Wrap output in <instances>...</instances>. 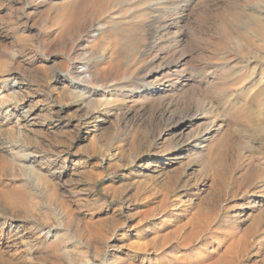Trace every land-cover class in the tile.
<instances>
[{
	"label": "rangeland",
	"instance_id": "obj_1",
	"mask_svg": "<svg viewBox=\"0 0 264 264\" xmlns=\"http://www.w3.org/2000/svg\"><path fill=\"white\" fill-rule=\"evenodd\" d=\"M259 11L0 0V264H264Z\"/></svg>",
	"mask_w": 264,
	"mask_h": 264
},
{
	"label": "bare ground",
	"instance_id": "obj_2",
	"mask_svg": "<svg viewBox=\"0 0 264 264\" xmlns=\"http://www.w3.org/2000/svg\"><path fill=\"white\" fill-rule=\"evenodd\" d=\"M176 2V1H175ZM178 6H176V8H177ZM178 11V10H177ZM175 13V12H174ZM259 13H260V15H256V16H254V17H250L251 18V21L252 22H254V24H255V31H256V33L257 34H259V36L261 37V41L264 43V12H260L259 11ZM182 15V14H181ZM161 16V15H160ZM171 16V15H170ZM174 16V15H173ZM172 16V17H173ZM251 16V15H250ZM176 17V16H175ZM180 18V17H179ZM174 19V18H173ZM164 20V19H163ZM179 20V19H178ZM157 21V20H156ZM162 22V21H161ZM176 22H178V21H176L175 19L174 20H171V21H169V22H162L163 24H160L159 25V27H161V28H164V30H165V27H167L168 28V26H170L171 24H174V23H176ZM158 24V23H157ZM157 26V25H156ZM174 27H175V25H174ZM160 28V29H161ZM250 38V37H249ZM74 68L76 69V74L78 75V77H77V80L78 81H84L83 80V77H84V75H83V72L84 71H86V70H84L85 69V65L82 63V62H80V61H77V62H75L74 63ZM241 70V67L239 68V70H237V71H240ZM86 78V77H85ZM261 78H262V75H261V77L259 78L260 80H261ZM78 81H74V83H76V84H78ZM85 81H87V80H85ZM169 81V80H168ZM81 84V83H80ZM9 85L10 86H14L15 85V83L14 82H10L9 83ZM175 85V84H174ZM78 86V85H77ZM171 86H173V85H171ZM146 88L148 89V88H150V86H147L146 87V84L145 83H141V85H139V86H137L134 90H133V92H134V94L135 95H142L143 93H144V91L146 90ZM151 89V88H150ZM105 91H106V89H105ZM260 92L261 93H263L264 94V82H263V85H262V88H260ZM138 95V96H139ZM9 151V150H8ZM26 156V155H25ZM16 158V157H15ZM30 163V162H29ZM29 167H30V165H29ZM49 172H52V171H49ZM6 205H9L10 203L9 202H4ZM12 205V204H11ZM24 205V204H23ZM20 206V205H19ZM10 208H11V212H13V213H16V212H22V214H24V213H29L28 212V207L26 206V207H22V209L20 210V211H18V209L16 210L15 208H13V207H11V206H9ZM16 207V206H15ZM21 208V207H20ZM28 215V217H33V215H32V213H29V214H27ZM34 218V217H33ZM255 223V222H254ZM24 229V225H21V224H17V225H14V231H13V233L12 234H8L7 236H6V238L7 239H9L8 241L10 242V244H12L11 242H13V241H16L17 239H20V237H22L24 234H25V231L23 230ZM6 233V232H5ZM46 236L48 235V232H46V233H44ZM3 236L1 235V233H0V244H1V240L4 238H2ZM233 241H235V240H233ZM18 242V241H17ZM16 242V243H17ZM29 245V244H28ZM2 246V245H1ZM230 247V246H229ZM231 249V248H230ZM235 249V248H234ZM54 250V249H53ZM225 250H226V248H225ZM225 250H224V252H225ZM229 250V249H228ZM227 251V250H226ZM234 251V250H233ZM238 251V250H237ZM235 252V251H234ZM202 253V252H201ZM228 253V252H227ZM231 253H232V251H231ZM239 253V252H238ZM53 254V253H52ZM235 254V253H234ZM179 256V255H178ZM221 256V255H220ZM219 256V257H220ZM222 256H225V255H222ZM235 258V257H234ZM177 259V258H176ZM226 259H228V260H230L229 258H225V260ZM203 260H204V258L203 257H201V256H199V255H196V256H192V251L191 252H189L188 253V255H186V256H184V260H183V262H184V264H203L202 262H203ZM221 260V259H220ZM228 260H226V261H228ZM233 260V259H232ZM215 262L217 261V260H214ZM223 261V260H222ZM198 262V263H197ZM218 262L220 263V261H219V259H218ZM176 263V262H175ZM211 262H209V264H210ZM178 264V263H177ZM205 264V263H204ZM208 264V263H207ZM213 264V263H212ZM215 264V263H214ZM221 264H222V262H221ZM224 264V263H223Z\"/></svg>",
	"mask_w": 264,
	"mask_h": 264
}]
</instances>
